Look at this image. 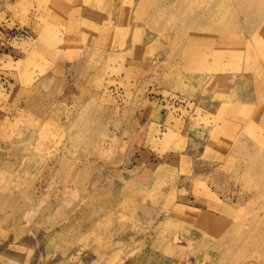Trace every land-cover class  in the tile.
Listing matches in <instances>:
<instances>
[{
  "label": "rangeland",
  "instance_id": "rangeland-1",
  "mask_svg": "<svg viewBox=\"0 0 264 264\" xmlns=\"http://www.w3.org/2000/svg\"><path fill=\"white\" fill-rule=\"evenodd\" d=\"M156 262L264 264V0H0V264Z\"/></svg>",
  "mask_w": 264,
  "mask_h": 264
},
{
  "label": "bare ground",
  "instance_id": "bare-ground-1",
  "mask_svg": "<svg viewBox=\"0 0 264 264\" xmlns=\"http://www.w3.org/2000/svg\"><path fill=\"white\" fill-rule=\"evenodd\" d=\"M169 4H166L164 7H167ZM109 6V5H108ZM96 8L97 9H99V11H101V10H106L108 7L107 6H105L104 7V5L102 6H100V5H98V6H96ZM214 18L215 19H218L219 18V16H218V14H215L214 15ZM236 26V23H234V24H232V25H230V27H235ZM219 27H220V29H226L227 28V26L225 25V24H219ZM216 34H218V33H216ZM221 34H223L222 32L220 33V34H218V35H221ZM125 38V36H123V34H122V36H121V38ZM123 38V39H124ZM258 42V41H257ZM247 43V42H246ZM188 51V50H187ZM189 55H190V53H189ZM253 85V84H252ZM252 87V86H251ZM251 142V141H250ZM247 173V172H246ZM156 185V184H155ZM153 189V188H152ZM10 200H11V203L12 202H15L14 200H13V198L12 197H10V196H7ZM5 199H7V198H5ZM9 201V200H8ZM9 203V202H8ZM171 250H172V247L170 246V245H166L165 246V253L166 254H169L170 252H171ZM162 258L163 257H160V256H158V258H156V261L158 260V259H161L162 260ZM167 263L169 262V259H168V257H166L165 259H164ZM150 264V263H149ZM153 264H157V262L156 263H153Z\"/></svg>",
  "mask_w": 264,
  "mask_h": 264
}]
</instances>
